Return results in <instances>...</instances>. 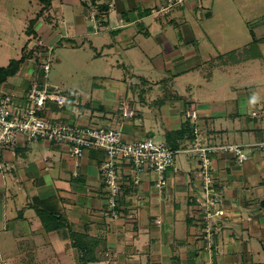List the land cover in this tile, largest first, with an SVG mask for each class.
<instances>
[{"label": "crops", "instance_id": "1", "mask_svg": "<svg viewBox=\"0 0 264 264\" xmlns=\"http://www.w3.org/2000/svg\"><path fill=\"white\" fill-rule=\"evenodd\" d=\"M37 1L35 15L42 7ZM237 1L240 16L229 20L226 0H182L167 13L161 11L167 0H51L34 26L44 48L88 45L95 50L91 59L103 61L98 72L118 75L109 78L127 87L123 95L117 92L121 103L112 110L101 103L66 113L49 104V115L78 125L121 128L128 141L155 132L165 141L168 133L189 125L195 139H177L181 146L263 141L264 119L252 116L256 109L250 116L247 112L258 107L264 86V0ZM35 18L18 23L16 41L0 37L5 51L0 67L22 57ZM11 48L16 58L9 57ZM229 54L239 58L230 61ZM32 63L25 59L17 82L8 77L0 94L25 93L20 89L25 81L30 86L34 75L28 67L26 75L19 71ZM218 64L234 79L230 82L239 84L214 83ZM235 64L241 67L227 66ZM227 88L228 95L222 94ZM121 104L131 117H123ZM189 111L196 112L195 119L186 117ZM104 159L93 149L73 158L65 147L43 139L19 137L13 149H0V264H7L10 252L12 264H78V249L84 247L94 257L87 264H264V151L253 147L243 162L230 153L213 156L225 213L214 218L209 237L198 221L201 179L195 161L174 162L162 191L156 173L136 174L118 161L119 216L114 218L99 171Z\"/></svg>", "mask_w": 264, "mask_h": 264}, {"label": "built area", "instance_id": "2", "mask_svg": "<svg viewBox=\"0 0 264 264\" xmlns=\"http://www.w3.org/2000/svg\"><path fill=\"white\" fill-rule=\"evenodd\" d=\"M180 1L182 0H167V5L161 11L167 13ZM27 42V51H32L34 60L37 59L36 67L41 71V82L32 78L25 93L0 94V149H13L19 137H22L28 141L43 139L63 146L73 158L80 157L89 149L102 151L105 159L100 163L99 171L105 182L108 206L114 218L119 216L116 209V198L120 190L116 169L118 161L126 162L136 174L156 173V187L162 191L166 185V170L174 165L175 157L183 153L186 158L195 161L199 170L201 195L197 198L198 221L203 224L205 237H209L215 227L214 218L225 213L223 199L213 176V156L230 153L238 162H243L253 147L264 151V140L248 144H202L195 141L190 146L173 150L165 141L155 142L151 136L125 140L121 128L78 125L66 120H56L49 115L46 104L56 103L62 108L67 104V99L56 92L58 88H50L46 84L51 48L45 49L39 37L31 36ZM120 110L123 117L133 115L124 105L120 106ZM252 116L264 119V108L261 111H253ZM186 117L195 119L196 112H186ZM133 182L137 184L139 179L136 178Z\"/></svg>", "mask_w": 264, "mask_h": 264}, {"label": "rangeland", "instance_id": "3", "mask_svg": "<svg viewBox=\"0 0 264 264\" xmlns=\"http://www.w3.org/2000/svg\"><path fill=\"white\" fill-rule=\"evenodd\" d=\"M229 4V10L226 11V17L229 20H232L233 18L240 16V13L238 14V9L236 8V5L239 7L240 1L237 0L234 3V0H226ZM234 4V5H233ZM39 2L37 0H0V37L9 36L10 39L13 41H16L13 36H18V32L16 31V27L18 23H20L21 20H25L27 16L29 18H32L35 15L36 10L39 9ZM230 5L233 6L230 8ZM235 8V10H233ZM35 10V11H34ZM232 10L234 12H232ZM244 17H247V13H242ZM239 19V18H238ZM253 19H250L251 21ZM236 23V21H235ZM237 24V23H236ZM230 27H228L229 29ZM244 30L247 33L248 29L246 26H244ZM233 31L238 30L232 29ZM223 35L225 32L222 33ZM20 37H24V34H22ZM223 37V36H222ZM5 39V38H4ZM225 39V37H224ZM24 43H22L23 45ZM17 47V43L15 44ZM13 47V46H12ZM2 50V51H1ZM0 50V55L2 53L5 54V51L3 49ZM10 58H16L17 52L16 48L15 50L13 48L10 49L9 52H7ZM95 53V50H92L90 46L87 45L86 48L82 49H72L68 46H55L53 50L50 52L51 62H50V69L47 73L46 77V84L50 88H58L56 92L62 94L67 99V104H65L61 109L62 111H66V113H69L71 110L76 111L77 108H81V105H88L94 104L93 106L98 104H103L107 108V110H112L113 106H118L121 102L119 101V93L121 95L124 94L127 87V82L124 83V81L114 80L112 78H109V76H118V75H109L107 71H103V73L98 72V69H103V61L101 60H92V55ZM239 58V55L236 54H229L228 58L230 61L236 60V58ZM2 58V57H1ZM4 59V58H2ZM32 59V64H29L28 66L20 69V73L24 72L28 68H30V71H28V74L34 75V78L39 80L41 82V71L37 69L36 62L34 63V58ZM59 60V61H57ZM4 61V60H3ZM98 61L101 62L100 65H98ZM260 60L256 61V63H260ZM31 62V61H30ZM0 63H2L0 59ZM1 66V65H0ZM37 70H34L33 67ZM218 69L216 71L215 80L214 83L221 84L222 86L226 84H232V85H238L239 81H234L233 78H236V75L233 76V80H231V76L228 73H224V67L223 64H218ZM230 67V69L237 70L240 66L235 65H227ZM254 65H249V68H252ZM256 66V65H255ZM24 67V68H23ZM28 67V68H27ZM245 67V66H244ZM221 68V69H219ZM256 68H260V66H256ZM33 70V71H32ZM26 71V72H27ZM26 75V74H25ZM121 76V75H120ZM119 76V77H120ZM26 77V76H25ZM230 77V80L229 78ZM19 78V75H14L13 79L11 77L8 78V81L10 82H17V79ZM138 85H133L132 87H135ZM221 86V87H222ZM119 88L121 90H119ZM29 89V82L23 84L22 89H20V92H26ZM229 88L222 90V94H227ZM262 92H258V99L256 106L258 107H248L247 115H251L252 109H256L258 111H261V106L264 104V86L262 87ZM119 92V93H117ZM248 93V92H247ZM246 93V94H247ZM118 99V100H117ZM119 102V103H118ZM169 104V103H168ZM168 104H166L163 108L168 109ZM121 104L120 106H122ZM181 106V105H180ZM86 107V106H85ZM254 107V108H252ZM84 108V106H82ZM264 108V107H263ZM60 109V111H61ZM109 114V113H108ZM67 120H70L68 118V115H66ZM106 120H102L96 118V122L102 123V124H108L105 122ZM106 126V125H105ZM153 140L155 142L163 141V139L155 132L153 134ZM178 159H185V156L183 153L177 155L175 157V162L179 161ZM13 253L10 252L9 254H6L4 257V260H6L7 264H12L11 262H14L13 259Z\"/></svg>", "mask_w": 264, "mask_h": 264}, {"label": "trees", "instance_id": "4", "mask_svg": "<svg viewBox=\"0 0 264 264\" xmlns=\"http://www.w3.org/2000/svg\"><path fill=\"white\" fill-rule=\"evenodd\" d=\"M39 1L41 2L42 7L40 8L39 12L37 13L36 18L32 19L30 21L29 26L27 28V34L31 35V36H35L34 26H35L37 19L39 18L40 15L43 14L44 10H46L47 7L51 3V0H39ZM23 51H24V53L20 59H17V60L12 59L6 66L0 67V85L2 83H4L8 77L14 76L18 72L21 64L24 62L25 59L33 58L32 51H27L26 45H25V47H23ZM36 63H37V61H36ZM49 104L54 105V107H58L56 103L48 102L46 105L50 106ZM58 108H60V107H58ZM184 124L186 125V123H184ZM193 130H194L193 127L190 125L188 127H182L179 130H177L175 133H168L166 136L165 142L167 143V145L171 149H173V150L178 149L179 147H181V145L177 139H180V141H181V139L183 140L184 136H186V135L187 136L185 139H187V138L191 139V140L195 139V134L193 133L194 132ZM78 242H79V240H78ZM77 246H78V248H80V246H82V244L80 243ZM78 252L80 254L78 257V264H87L88 262H91L94 260V257H92V255H91L90 248H86V247L80 248V249H78Z\"/></svg>", "mask_w": 264, "mask_h": 264}]
</instances>
